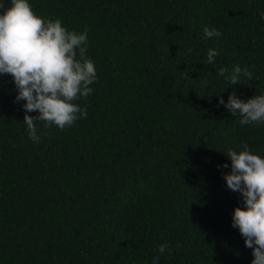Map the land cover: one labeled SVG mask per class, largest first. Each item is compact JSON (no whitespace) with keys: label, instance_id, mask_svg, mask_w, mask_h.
<instances>
[{"label":"trees","instance_id":"16d2710c","mask_svg":"<svg viewBox=\"0 0 264 264\" xmlns=\"http://www.w3.org/2000/svg\"><path fill=\"white\" fill-rule=\"evenodd\" d=\"M29 2L89 30L97 80L75 101L87 118L62 131L38 122L34 143L0 76V264H152L160 244L171 254L159 264H251L232 227L242 197L223 174L228 149L264 157V125L241 126L218 98L264 94V0ZM236 66L254 78L229 87L217 73Z\"/></svg>","mask_w":264,"mask_h":264},{"label":"clouds","instance_id":"9594fccd","mask_svg":"<svg viewBox=\"0 0 264 264\" xmlns=\"http://www.w3.org/2000/svg\"><path fill=\"white\" fill-rule=\"evenodd\" d=\"M0 9H4L2 3ZM88 31H69L59 18L37 15L29 0H10V6L0 13V76L12 77L17 92L14 102L23 101L24 125L34 143L40 141L38 122L44 129L55 126L62 131L87 118L86 107L75 101L87 98L97 80L95 63L87 56ZM203 33L205 38L222 36L214 27L205 26ZM218 54L215 48L208 49L206 63L213 65ZM217 74L229 87L242 85L241 77L254 78L251 71L239 66L231 70L221 67ZM218 104L232 116L238 115L241 126L264 125V94L243 99L233 90L227 102L219 96ZM33 112L38 115H29ZM241 147L240 151L228 149L225 155L231 161L230 172L223 174L227 188L239 193L243 201V207L234 208L232 227L252 250L251 264H264V157L253 153L246 143ZM166 250L170 255L167 244L157 248L160 255ZM160 255L152 258V264H159Z\"/></svg>","mask_w":264,"mask_h":264}]
</instances>
